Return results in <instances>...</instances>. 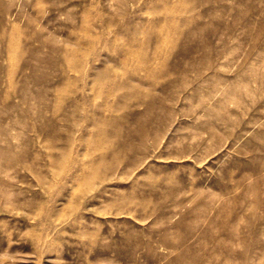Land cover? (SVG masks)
I'll return each instance as SVG.
<instances>
[{
    "label": "rangeland",
    "instance_id": "rangeland-1",
    "mask_svg": "<svg viewBox=\"0 0 264 264\" xmlns=\"http://www.w3.org/2000/svg\"><path fill=\"white\" fill-rule=\"evenodd\" d=\"M0 264H264V0H0Z\"/></svg>",
    "mask_w": 264,
    "mask_h": 264
},
{
    "label": "bare ground",
    "instance_id": "bare-ground-1",
    "mask_svg": "<svg viewBox=\"0 0 264 264\" xmlns=\"http://www.w3.org/2000/svg\"><path fill=\"white\" fill-rule=\"evenodd\" d=\"M1 185V184H0Z\"/></svg>",
    "mask_w": 264,
    "mask_h": 264
}]
</instances>
